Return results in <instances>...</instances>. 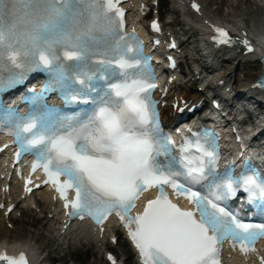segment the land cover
I'll return each instance as SVG.
<instances>
[{"label":"rangeland","instance_id":"rangeland-1","mask_svg":"<svg viewBox=\"0 0 264 264\" xmlns=\"http://www.w3.org/2000/svg\"><path fill=\"white\" fill-rule=\"evenodd\" d=\"M158 1L159 12L163 23H166L169 19L174 22L180 20L179 15L173 11L174 4L172 0ZM197 1L201 2L206 14L213 18L215 16L223 17L226 15L230 10L228 8L232 6L233 3V0ZM254 1L255 0H248L245 7L247 9H254V6L256 5L253 4ZM238 9L239 7L237 5L234 10L237 11ZM174 30L177 34L181 33L177 28ZM193 33H196L197 36L199 34L196 29L192 31V34ZM180 37L184 38L182 35H180ZM189 42L192 41L189 39ZM188 61V63L191 62L190 59H188ZM226 68H228V66H226L225 69ZM221 69L223 70L224 68L221 66ZM234 76L235 75L232 76L233 79L235 78ZM41 209L45 210V207H42ZM16 212L11 214L6 221L0 214V243L18 244L17 246L23 244L24 246H27V244L28 246H31L33 244L34 248L37 249V252L40 254V257L44 260L43 264H104L100 244L91 242L73 244L71 241L70 243H67V241L61 242L54 240L52 238L56 233L54 230L52 231V225L47 224L45 221L44 217L46 213H43L41 216L37 211L30 209H26L24 212H20L18 209ZM18 213L20 214L19 216ZM48 230H51L52 235L48 234ZM119 244H122V242H118L117 246L112 247L110 250L113 254L117 255L118 263L133 264L127 247L125 251L123 246H118ZM104 247L107 248V244H105ZM126 253L129 254L130 258L124 260ZM50 261H52V263H50Z\"/></svg>","mask_w":264,"mask_h":264},{"label":"bare ground","instance_id":"bare-ground-1","mask_svg":"<svg viewBox=\"0 0 264 264\" xmlns=\"http://www.w3.org/2000/svg\"><path fill=\"white\" fill-rule=\"evenodd\" d=\"M177 2L174 4V8L177 9L178 11L181 10L182 5L184 4V2L186 0H176ZM253 4H256L254 6V9H246L247 12L245 11V9H238L237 11L234 10V8L237 6V4L235 5V7L232 8V6H230L228 9H230L226 15H224L223 17H216L215 19L218 22H228L230 23L232 26H238V24L241 23L242 18L244 16V13H246L248 16L252 17V24L249 27V34L252 36L253 33L255 32V30L253 29V27L256 25L258 28H263L264 30V0H255L253 2ZM241 6V5H240ZM244 7V5H243ZM233 9V10H231ZM233 11V12H232ZM235 13H239L237 16ZM240 17V18H239ZM213 17H209L208 15H203L201 13V17L195 22L192 21L191 25L192 27H194L198 33L201 32L200 26L205 22H209V20H215V19H210ZM190 22V21H189ZM203 53H207L209 56L211 57H216V59L221 58L222 61V68H224V71L222 72V76L218 79L219 81H223V80H228V82L230 81L231 78H233L232 76L235 75L234 77V88L237 89V93L240 94L242 91H247V86L252 82L253 78L255 77V73L258 70V65H256V61L255 59L252 58V56L250 57H239L238 55L235 54L233 51H229L228 53H222L218 50H216V52H209L206 49L202 48ZM228 66V68L225 69V67ZM218 82V81H217ZM228 85V84H227ZM227 85L222 86L221 89L226 88ZM192 88L186 87L184 86V89H182L183 91H186L187 93H189V95L187 96L188 99H192V100H196V97H198V94H194V92H191ZM245 93V92H244ZM248 93V92H247ZM249 94V93H248ZM184 96V95H183ZM256 96V95H255ZM254 96V97H255ZM168 112V109L166 108H162L161 110V114H165ZM16 191V189H13ZM37 199L38 202L33 204V201L29 204H21L18 203V205L23 206V207H28L32 204V209L33 211H36L37 209L43 207H45V211L47 212V214H50V209L52 207L51 203L49 202V199L45 196V192L42 191L40 193H38L37 195ZM11 205V204H9ZM18 205H16V207H18ZM15 207V208H16ZM42 210V209H41ZM40 211V209H39ZM44 213V212H43ZM41 214V211H40ZM52 225V231L54 228V223L50 224ZM48 234H51V230L47 231ZM56 234L53 235L54 240H61V242H69L71 241V243L76 244V243H81L82 241H84L85 243H88L89 241H92L93 243H100L102 241V239H99L98 241H94V239H92V235L90 232H86L83 230H77L76 232L74 230H70L68 232V234L65 235V237H62L60 239V236H58V233L55 232ZM106 233H108L107 229H106ZM5 242V241H4ZM11 244V243H10ZM64 244V243H63ZM0 245H3L0 243ZM6 245V244H4ZM18 245V244H17ZM24 245V244H23ZM119 247H124V250L126 251V244L124 242H122V244L118 245ZM27 251L30 253V255H33L35 257V263L34 264H43L44 260L40 257V254L37 253V249L34 248V245L32 244L31 246L27 244ZM130 256L128 253H126V257L124 260L129 259Z\"/></svg>","mask_w":264,"mask_h":264}]
</instances>
